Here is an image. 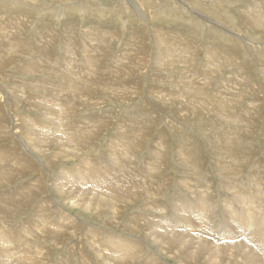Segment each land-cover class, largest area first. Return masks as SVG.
I'll use <instances>...</instances> for the list:
<instances>
[{"label": "rangeland", "instance_id": "1", "mask_svg": "<svg viewBox=\"0 0 264 264\" xmlns=\"http://www.w3.org/2000/svg\"><path fill=\"white\" fill-rule=\"evenodd\" d=\"M248 14L264 21V0H0V234L29 230L17 253L108 264L121 257L115 240L129 237L156 263L187 264L123 226L147 210L162 229L182 224L197 241L196 231L224 243L241 236L235 212L252 204L264 216V193L251 194L264 191V27L247 24ZM25 123L45 143L30 144ZM100 168L107 174L94 184L89 172ZM134 173L150 176L155 195L138 186L124 206L103 194ZM77 194L90 210L71 206ZM198 202L211 206L213 229L195 214ZM143 251L125 264H143Z\"/></svg>", "mask_w": 264, "mask_h": 264}, {"label": "bare ground", "instance_id": "2", "mask_svg": "<svg viewBox=\"0 0 264 264\" xmlns=\"http://www.w3.org/2000/svg\"><path fill=\"white\" fill-rule=\"evenodd\" d=\"M145 1V0H144ZM148 2V1H147ZM77 7V6H76ZM78 8V7H77ZM148 9V8H147ZM212 9V8H211ZM211 11V10H210ZM205 16V15H204ZM203 18L212 23L211 19L209 20L207 17H204ZM254 18V19H252ZM258 21V22H256ZM245 22L247 24H251L252 26H256L258 29H261L262 27H264V21L261 17L259 16H250L248 14V17L246 18L245 17ZM199 24V23H198ZM214 26V25H213ZM202 27V26H201ZM205 27V26H204ZM187 50V49H186ZM180 52V51H179ZM182 53V52H181ZM188 54V53H187ZM189 55V54H188ZM182 56H184L182 54ZM221 57V56H220ZM219 60V59H218ZM89 62V60H88ZM91 62V60H90ZM91 63H96V61H92ZM94 67V66H93ZM72 80V79H71ZM85 80V79H83ZM82 81V80H80ZM87 81V80H86ZM85 82V81H84ZM84 82H81L84 83ZM88 82V81H87ZM86 84V83H85ZM86 88V87H85ZM15 101H17V98H15ZM216 102V101H215ZM3 117V116H2ZM58 117V116H57ZM70 121V119H69ZM35 125V124H34ZM73 128V127H72ZM84 128V127H83ZM33 129H35L34 127H31V125L29 124H24V131L25 133L27 134L26 135V139L27 141L32 144L33 141H37V139H39L40 135L38 136L37 139H35L34 137V140L33 138H31V136H35L36 133L33 132ZM65 129V128H64ZM78 129V128H77ZM82 129V128H81ZM86 129V128H85ZM66 130V129H65ZM53 131V130H52ZM79 131V130H78ZM81 131V130H80ZM49 132V131H48ZM65 132V131H64ZM86 132V131H85ZM101 132V131H100ZM18 133V132H17ZM25 133H22L23 135ZM72 133V132H71ZM77 133V132H76ZM65 134V133H64ZM75 134V133H74ZM73 134V135H74ZM79 134V133H78ZM84 133H82L83 135ZM46 135V134H45ZM88 135V134H87ZM78 136V135H77ZM91 136V135H90ZM75 137V136H74ZM73 137V139H74ZM86 137V136H85ZM23 138V137H22ZM46 138V137H45ZM53 138V137H52ZM76 138V137H75ZM132 138V136H131ZM130 138V139H131ZM44 139V138H43ZM49 139V138H48ZM123 139V138H122ZM127 139V138H126ZM134 139V137H133ZM40 140V139H39ZM46 140V139H45ZM52 141V140H51ZM81 141V140H80ZM41 143H45L43 142V140L41 139L40 140ZM74 142V140H73ZM79 142V141H78ZM119 142V141H118ZM124 142V141H123ZM128 142V141H127ZM67 144L68 143H72V141L70 140V142H66ZM82 143V142H81ZM126 143V142H125ZM134 145V142L132 143ZM71 144L68 145V147L70 146ZM72 145H75V144H72ZM111 145V143H110ZM109 145V146H110ZM123 145V144H122ZM128 145V144H127ZM80 146V144H79ZM124 146V145H123ZM31 147L34 149V151H37L39 152L37 149L38 147L37 146H33L31 145ZM63 147V146H61ZM60 147V148H61ZM117 147V146H116ZM131 147V144L130 146ZM66 148V147H65ZM70 148V147H69ZM123 148V147H122ZM127 148V147H126ZM76 149H78L76 147ZM125 149V148H124ZM68 150V149H67ZM71 150V149H70ZM73 150V149H72ZM75 150V149H74ZM125 151V150H124ZM74 153V152H73ZM122 153V152H121ZM127 154V153H126ZM119 156V155H118ZM122 156V154H121ZM125 156V155H124ZM157 156V155H156ZM155 156V157H156ZM186 156V154H185ZM21 157H19L20 159ZM113 158V157H112ZM128 158V157H127ZM23 159V158H22ZM221 159V158H220ZM25 159H23L22 161H24ZM114 160V159H113ZM20 160H18L19 162ZM157 161V160H156ZM224 161V160H223ZM15 162V161H14ZM13 162V163H14ZM56 162V161H55ZM118 162H114L113 163V167H112V171H113V168L116 172V170H121V172L123 173L122 171V168H119V165L117 164ZM194 163V162H193ZM121 165V164H120ZM108 166V165H107ZM106 166V167H107ZM17 167V166H16ZM27 167V166H26ZM157 167V166H156ZM109 169V167H107ZM234 168V167H233ZM14 169V168H13ZM12 169V171H13ZM18 169H22V168H19ZM102 169V168H100ZM99 169V171H100ZM129 169V168H128ZM17 171V170H16ZM24 171V169L22 170ZM90 171V170H89ZM87 171V172H89ZM98 171V170H97ZM103 172H89V174L91 175L93 179V181H95V178L96 181L94 184H98V183H103L101 181V179H104L105 178V175L103 176V173L105 172L106 173V170H101ZM110 171V170H109ZM194 171V170H193ZM108 172V171H107ZM111 172V171H110ZM20 173V172H19ZM121 173V174H122ZM144 173V172H143ZM20 174H23V173H20ZM18 174V175H20ZM27 174V173H26ZM74 174V173H73ZM120 174V173H119ZM120 175H118L117 173L115 174L117 176V178L119 177L120 179ZM123 175V174H122ZM140 175V174H139ZM138 174L134 173V175L132 176L131 175H128L127 177V181H121L116 187H114V189H106L103 194L105 192L106 193V196H111L112 195V199L113 200H116L117 202H120L118 203V205H121L123 204L124 206L126 205H130L131 203H133L134 201L138 200L139 199V196H138V193H139V187H143L142 188V194L143 195H147L146 197H150L151 195H155V190L153 192H150L149 193V187L146 186L144 184V181L146 182L147 177L146 178V175H144L143 177V180L141 179V177L139 176ZM68 176V175H67ZM70 176V175H69ZM68 176V177H69ZM135 176H137V178H135ZM148 176V175H147ZM71 178V177H69ZM83 178V177H82ZM101 178V179H100ZM152 180V179H151ZM81 181H86V182H82V185L85 186L87 185L89 182L87 180H81ZM149 181V180H148ZM92 182V181H91ZM92 184V183H90ZM89 184V185H90ZM151 184V183H149ZM88 186V185H87ZM153 186V185H152ZM255 186V185H254ZM262 187V185H259ZM230 187H233V186H230ZM31 188V187H30ZM34 188V187H33ZM84 188H87V187H84ZM91 188V187H90ZM89 188V189H90ZM234 189H232V191L236 190V194H237V190L235 187H233ZM73 189V188H72ZM78 191H82L83 189L82 188H79L77 187ZM141 189V188H140ZM262 188H259L257 191H254V189L252 188L251 190V194L253 195H256L258 196L260 199H262V195L264 193V191L261 190ZM36 190V189H35ZM26 191V190H25ZM70 193H72V190L70 189L69 190ZM74 192H77V191H74ZM134 192H137V197H135L134 199H130V197L132 195H134L133 193ZM158 194H160V190L156 191ZM247 193H250V190H247L246 191ZM67 193V192H65ZM78 193V192H77ZM77 195L75 196H71L69 201H71V206L75 207L77 205L80 206V204H82V206L85 205L86 208H84V210H90L91 209V203L89 201H82L81 199H76L74 197H77ZM26 197V196H25ZM96 197V196H95ZM94 197V198H95ZM236 197V196H235ZM242 197V196H241ZM239 198V197H237ZM96 199L98 200L99 198L96 197ZM111 199V198H110ZM243 199V200H242ZM240 200H242V202H245L244 201V198H242ZM85 200V199H84ZM102 200V199H100ZM92 201V200H91ZM99 201V200H98ZM104 201V200H102ZM101 201V205L104 204V202L102 203ZM109 201V200H108ZM238 201V200H237ZM112 202V200H111ZM115 202V203H117ZM249 204V203H248ZM69 205V204H68ZM88 205V207H87ZM100 205V204H99ZM100 205L99 208H101L102 206ZM186 205V204H184ZM250 206V209L248 210V212L246 211L247 214L243 215L241 212H235L234 213V217L236 218V221H237V224L239 225L240 227V230H241V236L240 237H236V238H226L225 239V242L222 243L215 240L214 238H210V237H207L205 236L204 234H201L200 232L196 231V236L197 238H199V241H197L195 239V237L191 236V229H189V227H185L183 226L182 224H176V226L180 227L181 229H173L171 228L170 226L164 224L165 228L163 227V229L160 227V224H157V215L156 216H153V214H157L155 212H150L149 214H147V210H145V213H143L142 215L139 213V215H136L134 216L133 218H131L132 220V224L130 226H123L124 229L126 230H130L132 232L133 235H137L138 233L142 234L143 236H147L146 238L149 240L150 237H155L154 239H152V243H154L156 245V247L158 248L159 251H161L162 253H166L168 251H171L172 254V258H178V259H181L179 256L183 257V259L181 260L182 261H187L188 263L187 264H199V262L201 261L202 264H233V260H237V262H242L244 264L246 263H250V264H261V263H264V233H262L264 231V216H260L259 214V211L252 206V204L249 205ZM81 207V206H80ZM110 207V205H109ZM183 207V206H182ZM193 207V206H192ZM98 208V207H97ZM104 208V206L102 207ZM101 208V210H102ZM158 208V206H157ZM186 208V207H185ZM53 209V208H52ZM111 209V208H110ZM159 209L161 210L162 208L160 207L159 205ZM99 210V209H98ZM211 206L206 203H203V202H198V205L195 207V214L197 215V217L199 218L200 217V221L201 222H206L207 224L209 225H206V228H214V216L212 215L213 213H211ZM144 211V210H142ZM150 211V210H149ZM158 211V210H157ZM48 212V211H47ZM55 212V211H54ZM138 212V211H137ZM243 212V211H242ZM153 213V214H152ZM160 213V212H159ZM188 213H190V211L188 210ZM47 214V213H46ZM59 214H62L61 212H58V214L56 215H59ZM194 214V215H195ZM205 214V215H204ZM133 215V214H132ZM151 215V216H150ZM162 215V214H161ZM178 215V214H177ZM204 215V216H203ZM55 215L53 216H50V217H45V218H42V223L44 221H47L49 218H52L54 217ZM147 216V217H146ZM160 216V215H159ZM213 219V220H212ZM116 220V219H115ZM66 221H68V219H58V223L61 225L60 226V230L63 229V223H65ZM117 221V220H116ZM188 221V220H187ZM190 221V219H189ZM199 221V222H200ZM110 222L112 224V221L110 219ZM169 222V221H168ZM175 222V221H174ZM75 223V222H74ZM163 223V222H162ZM170 223V222H169ZM173 223V222H172ZM189 223V222H187ZM191 223V222H190ZM189 223V224H190ZM205 223V224H206ZM34 224V223H33ZM76 224V223H75ZM156 224V225H155ZM168 224V223H167ZM67 225V224H65ZM70 225V224H68ZM173 225V224H172ZM200 225V224H199ZM76 227V225H74ZM73 226V227H74ZM160 227V229H162L161 231H157L155 228L157 227ZM36 227V226H35ZM66 227V226H65ZM64 227V228H65ZM72 227V228H73ZM173 227V226H172ZM201 227V225L199 226V228ZM52 228V226L50 227ZM50 228H46L45 231L48 232V230H50ZM77 228V227H76ZM79 228V227H78ZM166 228L167 230L168 229H171L170 231H166ZM176 228V227H175ZM190 228H192L190 226ZM26 229V228H24ZM2 230V229H1ZM57 231V229H55ZM54 230V231H55ZM58 230V231H60ZM66 230V228H65ZM68 230V229H67ZM71 230V229H70ZM76 230V229H74ZM73 230V231H74ZM78 230V229H77ZM81 230V229H80ZM83 230V229H82ZM29 231V230H28ZM27 230H23L22 233L19 234V232L15 233L14 235L11 236V238H9L8 236H6L5 234H0V264H17L14 260H12L11 258H9V254H16L17 255V260H18V264H39L36 259L30 257V253L26 252V251H23L21 254L20 253H17L16 250L18 251H21L24 247H25V244H24V239L28 238L29 237V232ZM201 231H203V229L201 228ZM205 231V230H204ZM206 231L208 232V230L206 229ZM224 231V230H223ZM83 232V231H82ZM90 232V231H89ZM88 232V233H89ZM81 233V232H80ZM210 233V232H209ZM208 233V234H209ZM224 233V232H223ZM227 234V232H225ZM224 233V234H225ZM232 234V231L230 232ZM63 234V233H62ZM79 234V233H78ZM85 234V233H84ZM193 234V233H192ZM207 234V233H206ZM221 234V233H219ZM55 235V238L58 239V238H61V234L60 232ZM66 235V234H65ZM92 235V234H90ZM194 235V234H193ZM224 236V235H223ZM54 237V236H53ZM88 237V236H87ZM91 237V236H90ZM144 237V238H145ZM149 237V238H148ZM222 237V236H221ZM86 238V237H85ZM92 238V237H91ZM189 239L191 240H195L194 242H191L189 243ZM220 239V238H219ZM237 239H239V241H237ZM247 241H245V240ZM104 242H106L105 239H103ZM243 240V241H242ZM27 241V240H26ZM116 243L118 245V248L121 249V257H117V258H110V262H108V264H114V260H118L120 264H125V262L130 259V258H133V260L136 262L137 261V258H138V255L140 254L141 252V249L143 251V246H140L137 241L133 240L132 238H127V237H118L116 240ZM150 241V240H149ZM224 241V240H223ZM17 243V249H13V251L11 252H7L6 249H9L10 246H12L13 248V244L12 243ZM89 242V241H88ZM87 242V243H88ZM196 242V243H195ZM80 243V242H79ZM108 245L110 243H112V240L108 242H106ZM194 243V244H193ZM249 244V245H248ZM6 246V247H5ZM72 246V245H71ZM259 248V250L257 249V247ZM27 247V246H26ZM96 248L97 250V247H101V249L99 248V253L100 254L101 250H103V247L102 246H97L95 243H91V246H89V249H93L94 251H96L94 248ZM72 248V247H71ZM87 248V247H86ZM70 249V248H69ZM74 249V248H73ZM83 249V248H82ZM26 250V248H25ZM154 250V249H153ZM247 251H249V253H247ZM30 252V251H29ZM91 252V251H90ZM97 252V251H96ZM145 251H143V254L145 256V260H141L140 262H142L143 264H160V261L158 263H156L158 261V259L156 258L155 255H149L148 254H145L144 253ZM24 253V254H23ZM93 253V252H92ZM39 254V253H38ZM91 254V253H90ZM156 254V253H155ZM165 255V254H163ZM50 257V254L48 255ZM108 256V255H107ZM105 257V256H104ZM255 257V260L253 259ZM94 258H96L94 256ZM161 258V257H160ZM98 259V258H97ZM139 259V258H138ZM60 260V259H59ZM77 260V258L75 259ZM131 260V259H130ZM85 261V260H84ZM103 261H107V260H103ZM101 262V261H100ZM99 262V263H100ZM59 263V262H57ZM56 263V264H57ZM47 264V263H46ZM62 264V263H61ZM100 264H105L103 262H101ZM179 264H183V263H179Z\"/></svg>", "mask_w": 264, "mask_h": 264}]
</instances>
